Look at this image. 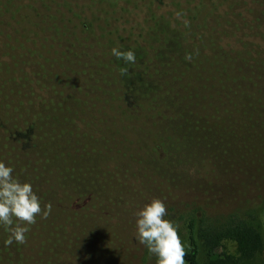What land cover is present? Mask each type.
<instances>
[{"label":"trees","instance_id":"trees-1","mask_svg":"<svg viewBox=\"0 0 264 264\" xmlns=\"http://www.w3.org/2000/svg\"><path fill=\"white\" fill-rule=\"evenodd\" d=\"M15 1L0 0V5ZM57 1H64L69 8L86 2L99 7V13L92 16L81 17L77 13L71 16L76 33L86 46L85 57L76 52L75 55L82 58L78 63L83 68L85 82H98L100 77L109 74L117 87L118 97L113 98L110 108L99 112L95 131L83 137L74 133L65 135L55 129L56 123H63L67 118L70 104V98H55L59 87L54 78L59 77L58 69L43 68L42 73L35 70L34 75L40 79L37 86L32 84L31 93L37 95L45 113L36 122L28 121L20 112L14 116L8 110H0V150L6 145L14 150L16 159L26 170L24 177L17 178L33 185L41 205H51L49 222L44 221L53 225L51 229H67L80 223L95 225L107 216L112 219L113 210L118 208L123 231L121 250L117 253L90 250L87 254L90 260L87 256L81 258L80 254L76 257L89 264L119 263L136 235V213L152 197L145 176H152L156 184L166 179L170 172H176L178 179H185L192 176L190 169L198 171L209 165L223 172L236 168L244 175L249 167H256L260 173L258 166H264V135H255L264 132V43L257 45L255 52L237 49L234 57H229L226 43L227 39L231 41L226 30L229 25L234 34L246 31L251 41L255 40L257 29L264 30V0H161L162 6L155 5L154 0L54 2ZM49 8L48 4L45 8L30 5L22 11L21 20L37 24L43 10ZM103 13L115 15L104 20ZM177 13L181 15L177 17ZM226 14H231L229 17L233 21L221 23L218 17ZM212 21L218 25L216 29L221 26L223 33L218 39L212 35V44H204L202 49L212 50V58L221 63L217 67L240 74L238 88L234 91L230 86L222 88L218 91L220 97L215 93L200 95L176 89L165 92L150 67L156 72L164 68L175 75H192L195 69L191 67L192 58L195 51H200L193 33L200 26L207 28ZM42 31L58 45L71 42L62 37L64 32L59 27L45 26ZM158 42H172L181 49L179 60L173 63L157 57V51L162 49L161 45L157 46ZM132 47H138L136 62L127 65L148 85L145 93L138 92L135 97L123 86L120 67L124 62L111 52L113 48L128 51ZM93 54L98 57L97 61H87V58L93 59ZM189 55L191 60L186 59ZM216 70L219 69L197 67L195 75L200 78L204 72L213 74ZM15 110L19 111V107ZM257 138L263 145L257 144ZM227 139H231L233 145H242L230 148L224 145L223 140ZM212 142L218 146L208 150L207 143ZM104 157V166H100ZM113 164L115 168L111 170ZM121 164L136 165L139 174L124 170ZM91 185L102 191L91 194ZM77 199L93 203L78 207L74 203ZM104 206L107 209L103 210ZM180 218L184 221L188 242L185 264H201V253L204 264H240L264 252V238L254 223L255 218L231 216L218 224H207L195 217ZM6 235L5 229L0 227V264L75 263L74 258L60 254L55 255L57 258L23 261L21 245L13 243L5 247ZM225 241L236 244V255L220 251Z\"/></svg>","mask_w":264,"mask_h":264},{"label":"rangeland","instance_id":"rangeland-1","mask_svg":"<svg viewBox=\"0 0 264 264\" xmlns=\"http://www.w3.org/2000/svg\"><path fill=\"white\" fill-rule=\"evenodd\" d=\"M54 1L16 0L13 3L0 5V110H8L14 116H18L17 112H20L28 117V121L35 120L37 122L45 111L42 109V103L37 99V95L31 93L32 84L37 86V80L40 79L34 75L35 70L42 73L43 68H56L59 77L54 78V81L57 82L59 88L55 98H70V104L67 118L62 121L63 123H56L55 129L62 131L65 135L74 133L83 137L97 129L99 112L112 106L113 98L118 97V90L113 77L109 74L106 77H100L98 82H85L83 68L78 63L82 58L75 55L77 53L85 57L83 52L86 46L82 37L76 33V26L70 18L73 13H77L81 17L92 16L93 13L98 12L99 7L91 2H86L69 8L64 1ZM45 4H48L50 8L43 10L37 24L22 22L21 13L26 7L35 5L45 8ZM154 4L162 6L163 2L154 0ZM114 15L103 13V18L106 20ZM230 15L226 14L223 18L217 15V17L221 23L228 22L227 20L233 21L229 17ZM23 23H25L24 26H22ZM45 26L61 28L64 32L62 37L70 39L71 42H65V46H62L58 45V42L49 40L42 31ZM217 26L212 21L207 28L200 26L193 33L196 35L200 51H195L192 58L194 62L191 67L195 68L190 73L192 75H175L170 71L166 72L167 69L164 68H159L156 72L152 66L150 67V71L158 79L165 92L170 93L176 89L185 90V92L193 91L200 95L215 93L216 97H220L218 91H221L222 88L230 86L233 91L238 88L240 74L224 71L223 67H217L221 66V63L212 58L214 57L212 50L202 49L204 44L207 46L212 44V35L218 39L223 33L221 26L216 29ZM226 30L229 32V37L231 36V41L228 39L226 41L229 57L237 55V49L241 52L248 50L255 52L258 50L257 45L264 43V30L262 29H257L254 32V41L246 37V31L234 34L232 25H229ZM152 36H154V32ZM160 45L162 49L159 48L157 51V57L173 63L179 60L181 49H178L175 44L158 42L157 46ZM136 49L138 47H132L131 50L135 52ZM97 58L94 55L93 59L87 58V61L96 62ZM197 67H201V69L210 67L219 70L213 74L204 72L200 78H197L195 75ZM120 70L123 86L129 90L130 96L135 97L138 96V92L143 94L147 91L148 85L130 65L124 63ZM16 106L19 107V111L15 110ZM251 134L254 135V133ZM257 134L261 137L264 132L255 133V135ZM223 141L224 145H229L230 148L242 145L240 143L233 145L231 139ZM256 142L263 145L259 138L256 139ZM207 145H210L208 150L211 147L216 149L218 146L216 142L207 143ZM0 160L14 167L15 177L25 176L26 170L23 168V163L16 159L14 150L9 145L3 146L0 150ZM104 163L105 157L102 158L100 166H104ZM121 165L124 170L139 174L136 165ZM114 168L115 164L111 166V170ZM258 168L261 170L260 173L256 167H249L247 174L244 175V172L242 173L236 168L232 172H223L217 166L209 165L198 171L190 169L192 176L185 179H178L176 172H170L166 179L161 182L156 181V184H153V177L150 175L145 176L144 180L148 189L151 190V200L160 199L165 203L167 209L165 219L171 220L178 226V235L185 248L188 242L186 241L185 224L180 218L181 216L195 217L207 224H218L231 216L255 218L254 223L259 226L264 238V166H258ZM144 180L140 179L141 182ZM97 191L101 192L102 189L95 185L89 187L91 194H96ZM101 197L104 198V196ZM74 203L78 207L82 204L90 206L93 201L82 202L77 199ZM44 206L41 205L42 208ZM105 209H107L106 206L103 207V210ZM113 211L115 215L112 219L107 216L94 223L95 225L80 223L59 230L51 229L53 225L46 224L49 222V216L46 219L38 216L37 222L28 226L26 243L21 245L23 261L24 259L31 262L33 259L57 258L55 255L60 254L74 258L75 263L73 264H89L88 261L86 263L78 260L76 254H80V257L84 258L90 250L99 253L103 251L117 253L122 248V220L118 208ZM44 221L46 222L44 223ZM220 251L236 255V244L225 241ZM71 252L74 255H71ZM80 257L79 259H81ZM87 260H90L88 256ZM100 260L98 257V261ZM204 260L201 253V264H204ZM113 264H156V257L150 254L147 248L140 244L134 236L123 259L119 263ZM240 264H264V252L254 259Z\"/></svg>","mask_w":264,"mask_h":264},{"label":"clouds","instance_id":"clouds-1","mask_svg":"<svg viewBox=\"0 0 264 264\" xmlns=\"http://www.w3.org/2000/svg\"><path fill=\"white\" fill-rule=\"evenodd\" d=\"M181 14L177 13V17ZM185 23H187L185 21ZM118 60L125 64L135 63L132 50H111ZM186 59L191 60V56ZM14 167L0 160V227L7 233L5 247L13 243H26L28 226L37 222V217L46 219L51 205L41 207V201L30 182H21L14 176ZM167 209L160 199L146 203L136 213V240L156 257V264H185V248L178 235V226L165 219Z\"/></svg>","mask_w":264,"mask_h":264}]
</instances>
